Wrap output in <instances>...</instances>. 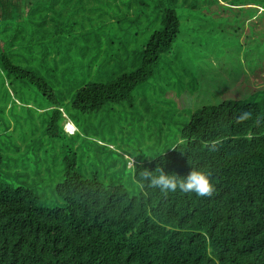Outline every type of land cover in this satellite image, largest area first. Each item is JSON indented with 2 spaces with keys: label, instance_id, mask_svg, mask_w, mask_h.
<instances>
[{
  "label": "trees",
  "instance_id": "trees-1",
  "mask_svg": "<svg viewBox=\"0 0 264 264\" xmlns=\"http://www.w3.org/2000/svg\"><path fill=\"white\" fill-rule=\"evenodd\" d=\"M85 4L96 10L84 11ZM34 37H47L50 48ZM61 42L67 44L63 50ZM22 49L27 59L13 64L11 51ZM208 56L233 68L230 78L242 59L258 69L264 62V0H0V70L39 91L49 118L44 134L66 151L64 179L55 189L62 207H44L34 191L0 182V264H264L262 84L243 98L178 111L171 145L170 130L164 134L155 123L151 152L117 155L103 173L99 167L78 173L80 136L66 138L61 124L56 87L68 90L71 108L82 115L106 114L125 101L131 106L133 92L165 66L180 72L176 83L168 82L167 71L153 80L171 123L182 100H166L158 84L193 92L194 76L207 80L196 64L205 67ZM29 61L41 67L39 74ZM124 65L129 70L117 73ZM231 87L232 94L243 89ZM136 100L144 110L158 109L144 96ZM245 112L250 117L239 121ZM2 163L0 151V176ZM160 167L180 176L191 169L208 172L211 196L138 186L142 171L157 174Z\"/></svg>",
  "mask_w": 264,
  "mask_h": 264
},
{
  "label": "rangeland",
  "instance_id": "rangeland-1",
  "mask_svg": "<svg viewBox=\"0 0 264 264\" xmlns=\"http://www.w3.org/2000/svg\"><path fill=\"white\" fill-rule=\"evenodd\" d=\"M87 8L96 10L93 4H85L82 7L83 10ZM89 16L92 20L94 15L89 14ZM82 21L83 19L80 22ZM96 27L94 25V28ZM78 28L80 29V27ZM79 34L81 36L78 38V44L83 46L85 44L83 28L80 29ZM96 35L100 37L98 30H96ZM33 39L37 41V44L47 45L45 42L47 37H34ZM239 41L241 42V40ZM61 46L63 50L67 44L61 42ZM231 46L233 45L231 44ZM48 48L50 47L47 45ZM36 49L39 50V48ZM27 56V52L23 49L19 52L13 50L11 51V62L13 64L22 63L27 59ZM223 65L224 60L222 61L220 58V62H216L212 56H208L205 67L197 62L196 69L198 71H207L205 75L207 80L199 81L194 76L196 89L193 92H189L186 85L180 91V84L176 87L158 84L166 92V100L171 95L177 97V103L178 100H182V104H178L177 110L172 114L171 123H168L167 118L163 117V111L166 112L167 108L157 99L159 88L153 86V80H161L166 71L170 75H168L169 78L171 77L168 82L176 83L180 72L179 74L175 73L172 70L175 68L170 69L169 66L163 67L159 76H155L148 84L133 92L134 99H130L131 106H128L125 101L110 113L106 112L108 116L103 111L96 115H82L73 110L70 104L71 100L66 99L68 90L62 86L56 87L55 89L62 96L60 102L61 124L63 126L66 118L77 128V132L73 135L80 136L75 158L77 168L80 169L78 173L85 176L87 172H91L96 167H99V171L103 173L105 167L110 166L113 162H118L116 156L122 155V153L133 154L135 158H143V152H151V147L156 145L154 144L156 136L152 134L156 130L154 129L155 123L162 125L164 134L168 129L170 130L172 138L168 144L171 145L174 142L175 131L179 127L177 126L179 113L184 114L188 109L193 112L205 105H217L230 97L243 98L245 93L257 92L258 85L262 84L259 88L264 87V62L258 69L252 70L251 64L247 65L244 59L240 60L239 63L233 64L236 74L233 78H230L229 73V69L233 68L226 67L224 69ZM27 67L38 74L41 71V67L32 61L28 62ZM115 70L117 73H121L128 71L129 68L124 65ZM90 77L95 80L96 67L93 68ZM231 85H233L232 87H241L243 91H236L232 94ZM138 96H144L148 105L152 107L153 102L158 109L144 110L136 100ZM44 103L45 101L41 99L39 91L35 87L27 82L16 80L13 76L2 74L0 70V151L3 156L0 182H7L6 184L10 187L21 186L30 189L39 197L41 205L56 208L63 206V201L56 195L55 189L64 179L66 169L63 155L66 151L60 142L54 144L48 141L44 134L47 127L45 121L49 120L48 115H44ZM186 104L188 105L186 106ZM182 106H185L184 109L180 108ZM65 130L71 132L66 127ZM72 136H66V138ZM97 144L109 147L113 151L106 149L103 152ZM104 158L108 159L107 165L103 164ZM131 162H128L127 167H131Z\"/></svg>",
  "mask_w": 264,
  "mask_h": 264
},
{
  "label": "clouds",
  "instance_id": "clouds-1",
  "mask_svg": "<svg viewBox=\"0 0 264 264\" xmlns=\"http://www.w3.org/2000/svg\"><path fill=\"white\" fill-rule=\"evenodd\" d=\"M250 115V113L245 112L238 117V120L245 121ZM65 120L63 129L67 135L72 136L77 132V128L66 118ZM65 127L70 129L71 132L65 130ZM209 175L208 172L198 169H191L186 176L171 175L165 173L160 167L157 169V174H153V171L149 170L142 171L139 175L138 186L140 188L158 189L164 194L179 190L185 194H194L197 198H206L212 194V184L210 183Z\"/></svg>",
  "mask_w": 264,
  "mask_h": 264
}]
</instances>
